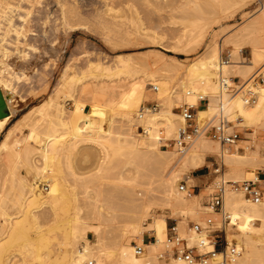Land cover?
Segmentation results:
<instances>
[{"label":"bare ground","instance_id":"1","mask_svg":"<svg viewBox=\"0 0 264 264\" xmlns=\"http://www.w3.org/2000/svg\"><path fill=\"white\" fill-rule=\"evenodd\" d=\"M103 1L105 7L101 10L105 12L103 14L97 12L98 17L95 16L99 25L117 30L125 35L135 34L136 38L141 37L142 33L148 34L147 31L151 29V26L148 27L141 23L144 25H138L139 28L136 26L137 28H133L134 30L131 29L130 23L129 27L125 21L119 22L122 19H119L117 11L120 10L112 7L111 4L114 0ZM128 1L124 0L123 2L126 5ZM142 1L145 3V8L150 9L149 12H157L162 8L161 4L165 3L163 2L165 0ZM169 1L171 0H168L167 6L171 7ZM188 1H177L181 3L172 5L171 9L174 11L182 9ZM223 1L231 2L235 6L236 3H243L245 0ZM55 4H57V8L52 9ZM55 4L51 10L45 11L47 3L44 0H0V101L6 107V113L0 116V133L4 132L0 138V159L2 156H6L8 159L12 158L6 167L5 159H1L3 161H1L0 171H3V175L6 176L5 174L11 168L12 170L8 171V175L11 172V176L7 175L8 178H11H5V181L8 184L12 182L16 187L12 198V205L15 208L13 212H9L0 202V264H92L94 261L95 264H143L149 259L150 251L153 253L152 251L159 249L166 237L167 217L164 210L166 208L174 210L179 205L193 201L197 196L195 194L193 198L185 199L178 195L181 191L176 190L174 185L177 172H191L203 166L206 163L207 149L210 153L217 154V143L211 142L205 136L202 139L207 141V145L201 141L194 143L198 136L183 151H177L174 148L173 151H170L160 147L159 127L164 129L165 138H171L176 135L178 127L182 123L178 112L171 108L172 99L170 100L171 97L169 98L167 92L170 88L171 75L166 73V70H169L168 66L173 62L164 58L162 53H156L159 60L164 61L158 66V70L147 71L139 79L133 77L126 83L116 84L120 87L118 91L115 90V84H112L111 81L120 79L122 73L130 72L131 55L129 52L116 53L113 63L89 59L86 68L79 71H74L71 69V64L66 63L62 70V79L56 85L54 95H46L43 102L40 100L33 104L12 121L19 109L27 103L26 96L23 97L20 94L19 83L22 80H29L23 87H21L22 84L20 87L22 90L25 88L32 93V90H35V85L32 83L33 79L30 78L31 74L39 71L40 75L44 77L47 72L46 68L49 62L46 60L42 63L41 71L38 69V64H40L38 61H40L42 53L41 43L38 41H43V25L48 21L51 11L58 10L63 22L66 21L72 25L82 22L81 20L84 19V11L74 0H56ZM262 6L261 8H264ZM109 11L112 13L108 14ZM150 16L153 19V14ZM158 19L154 18L149 23L153 24L156 20L157 22L154 23L165 25V21L167 22V19L161 21ZM183 25L182 29L185 31H177L174 36L177 46L188 44L196 37H204L207 23L193 20L192 26L191 24L188 26L186 22ZM186 25L192 27L188 28V33L186 32L187 28L185 29ZM51 27L55 30L54 23L51 24ZM142 30L146 32H142ZM184 38H188V40L184 42ZM237 41L231 37L226 39L213 37L207 44L204 53L185 66L190 76L185 99L192 105H198L199 118L203 119L207 115L213 114L217 105H215L216 102L213 103L215 100L211 101V99H214L215 96L217 99V95L221 91L219 76L222 74L230 81L231 78L227 76L228 69L236 67L234 73L241 75L243 82L238 85V90L235 93L228 96L223 95L225 97L222 102H224L227 117L234 120L233 122H240L244 130L253 135L258 129H264V46L254 47L252 57L248 60L230 58L232 61L222 63L223 44L233 48ZM52 42L54 43V40ZM85 52L84 50L83 54ZM232 54L235 56L236 52L233 50ZM57 64L56 60H52L49 65L52 67L50 69L54 71ZM254 67L256 69L251 74ZM161 69L163 71H160ZM255 72L262 74L261 81L255 80ZM76 81L81 85V91L90 93L86 104H82L81 99L72 97ZM148 82L155 86V91H151L147 87ZM248 90L255 94L254 102H249L243 95ZM34 93L35 91L33 95ZM199 94L209 96L212 103L196 104L199 102ZM66 97H72L74 100L72 102L82 110L85 129L95 126L100 128L101 133L92 136L89 131L78 129L79 127L75 125L74 115L67 111L66 100L63 99ZM179 97L181 99V96ZM144 100H155L156 104L161 107L158 109V107L141 105ZM162 100L164 103H160ZM162 104H165L167 110H162L164 106ZM117 115L126 125L125 127L113 128ZM136 123L146 127V132L138 133L135 130ZM81 145L83 146L81 147ZM122 147L124 148L123 152L134 154L147 161V170L143 175L149 177L148 184L158 183L162 212L159 211L157 215L152 214V219L146 223L142 210L127 211L123 214L125 218L121 220L122 224L120 222L118 225L119 231L112 235L107 221L115 216V212L103 202L101 198L103 190L101 189V192L99 188V191L97 190L94 195L85 190V193L88 194L84 201L89 203L96 201L98 209L93 214L87 212V215H84V208L78 202V200L80 201V198L78 199L80 196L77 197L79 191L77 192L74 186L77 184L76 181L82 184L90 174L78 177L72 163L69 162L68 168L71 171L74 169L72 173L76 183L67 184L60 178L58 159L60 156L71 158V155L73 156L75 152L82 149H84L83 157L85 158L88 157V154L85 153L87 148L88 150L89 148L96 149L99 154L95 165L97 169L91 174L102 176L109 173L114 167L111 164L112 154L120 153ZM88 150L87 152L93 151ZM173 153L178 156L175 158ZM93 156L95 155L93 154ZM39 157L40 164H38ZM221 157L224 167L237 177H239V169L243 168L245 164L254 166V164L258 165V162H264L257 154L246 157L245 154L238 151H223ZM16 167L20 170L17 174H15ZM130 171L118 174L117 178L121 185H123L122 182L138 177L137 167L135 171ZM9 185L8 187L11 186ZM143 190L145 196L149 194L147 188L144 187ZM131 191L132 199L138 204L142 203L144 195L135 193V189ZM224 202L230 209L237 210L241 214L240 235L244 243L242 247V244H238L235 238L230 237L232 233L228 234V238L234 239L238 247H241L238 259L228 264L264 262V235H262L264 233V198L255 202L241 191L228 190ZM225 211L230 218L228 225L236 226V217L233 216L232 211L226 209ZM43 219L44 221L48 220L47 224H45L46 222L42 223ZM1 220L3 221L1 222ZM257 221L258 225L255 224ZM151 229L156 236L155 242L150 241L149 234H147V231ZM85 234L95 235V241L91 243L90 240L85 239L83 243L77 244L75 240L77 236ZM193 239L199 243H206L204 242L205 234H198ZM12 250L19 251L23 255L22 260L11 261V255L15 253Z\"/></svg>","mask_w":264,"mask_h":264},{"label":"rangeland","instance_id":"2","mask_svg":"<svg viewBox=\"0 0 264 264\" xmlns=\"http://www.w3.org/2000/svg\"><path fill=\"white\" fill-rule=\"evenodd\" d=\"M74 1L80 6L81 10L84 11L83 12L84 19L81 20L82 22L72 25L69 22L66 21L63 22L62 16L58 10L55 12L51 11L48 21L45 23V25H43V33H44L43 41L42 42L38 41V43H41V47H42L40 48L42 50V53H41L40 61H38L40 63L38 64L39 66L38 69L41 71V68L43 67L42 63L45 60L48 61L50 64L48 63V66L46 68L47 72L46 74H44V77L40 75L41 72L39 71L35 72V74L34 73L31 74L30 78L33 79L32 83L33 85H35L34 86L35 90H32V93L31 91L25 90V88H23V90L21 88L26 83V81L29 80H22L19 83L18 89L21 92L19 93L23 95V97L26 96L25 98L27 99V103H26L27 105L25 104L19 109L16 115L12 118V121L17 117H19V115L22 112L27 110L33 104L38 103L40 100L41 102H43L45 100L43 98L46 95L49 94L54 95L56 85L58 84L59 80L62 79L61 77L63 73L62 70L66 63H70L71 69H74V71H79L80 69L82 70L86 68V64L88 63L89 59L104 61V63H113L114 60L116 59V53L129 52L131 55V59L129 61L130 72L122 73L120 74V79L117 78L116 80L111 81L112 84H115L114 85L115 90L118 91L120 87L116 84L126 83L129 80H131L133 77L139 79L142 77L141 75L144 72L158 70L159 68L158 66L161 64V62L164 61L161 59L159 60V57L157 56L156 53H162L164 55V58H167L168 60L173 62V64L168 66L169 70H166V73H170L171 75V78L169 80L170 88L167 90V92L169 98L171 97L170 100L172 99L173 105L171 104V108L174 109V107L187 102L185 99V94L187 92L186 89L188 86L187 84L190 76L185 66L189 64V62L200 57L204 53L205 49L207 48V44L213 37H216L217 39H221V38L226 39L231 37L232 39L238 40L236 46L233 47L234 49L230 46H225L223 44L221 58H225V55L229 54V60L231 61L232 59L230 58H233V60H240L241 58L248 60L252 57V50L254 49V47L264 46V16H262V14H264V8H261V6L264 5V0H245L243 3H236L235 6L231 2L226 3L223 0H191V1L189 0L188 3L182 9L175 11L171 9V7L172 5L174 6L176 4L181 3V2L179 3L177 2L180 0L177 1L171 0L172 2L169 1L170 2L169 6L171 5V7L167 6L168 0H165L163 1L165 3L161 4L162 8L159 9L158 11L156 10L157 12H151V11L149 12L150 9L147 10L145 8L146 7L145 3H143L142 0H132V1L129 0L128 2H126V5L125 2H123L124 0H114L113 1L114 4L113 3L111 4L112 7L119 8L118 10H120L117 11V13L119 14L118 15L119 19H122L119 20V22L125 21L126 25L130 23V26H132L131 29L137 27L139 28V26H143L144 24L145 26L147 25L148 27L151 26L150 27L151 29L148 28L149 29L147 31L148 34L142 33L141 37L139 38H136L135 34L125 35L117 30L107 29L97 23V19L95 17V16L98 17L97 12H100L102 14L105 12L104 10H101L105 7L103 0H74ZM44 2L47 3V8H45V11H49L51 10V7L55 4L56 0H44ZM126 7L129 8L127 9ZM56 8H57V4H55L52 9H56ZM112 12L109 11L108 14ZM120 14H121V18H120ZM149 14L150 15L153 14V19L152 16H150ZM171 17L174 19H172ZM154 18L155 19L159 18L160 20L158 19V21L167 19V22L165 21V25L167 23L166 26L169 28H167L164 24L159 25L157 23H154L157 22L156 20L153 22V24L151 23L152 24L151 25L149 22L151 19H152L151 21H153ZM193 20H200L201 22L207 23V28L205 29L204 37L203 38L196 37L195 39H192L188 44L182 43L183 44L182 46H177L176 45L177 43L174 38L175 34L177 33V31L184 30L182 29L184 28L182 27V25L183 24L185 25V22L188 24V26L189 24H191L192 26ZM53 23L55 24V30H53L51 27V24ZM125 23L123 24L125 25ZM171 23L173 24L171 25ZM188 26L186 25L185 27V29L187 28L186 30L187 33L188 30L192 28L191 26L190 27ZM142 32H146V31L142 30ZM188 38H184V42L188 40ZM52 40H54V43L52 42ZM84 50L86 51L85 54H83ZM233 50L236 52L235 56L234 54H232ZM50 58L52 60H56L58 63L54 68L55 70L53 69L54 71H52V69H50L52 67L49 66L51 65V61H52ZM235 68L233 66V68L228 69L229 75L226 73L227 76L231 78L230 84L232 86V89H237V87H239L238 85H241L243 82V77L241 75H235L234 73L236 71ZM255 69L256 67H254L250 73L252 74ZM160 71L163 70L161 69ZM255 80L261 81L262 74L261 75L259 73L255 74ZM149 82L147 87L150 88L151 91H155V86ZM74 85H75L73 91L74 96L72 97H77L78 99H81L82 104H86L88 102L90 93H85L84 91H81V85H79V82L77 81L74 82ZM34 91L35 93L33 95ZM231 93L232 91L225 93L223 95L228 96ZM251 94L255 96L254 93L251 92ZM179 96H181V99ZM225 96H223V98ZM72 97H66L63 99L66 100V107L68 113L74 115V118L76 119L75 125L79 127L78 129H80L81 131L82 130L87 132L89 131L90 135L92 136H94V134L101 133L99 127L93 126V128L85 129L86 127L84 122V116L82 115L83 114L82 110L80 109V107H76V105L73 103L74 100L72 99ZM219 100H220L219 95H217V99L216 96L214 99H211L213 103L214 102L217 103V104L215 103L217 107ZM147 101L155 102V100H144L141 102V105L151 106ZM19 102L17 103V105L19 104ZM160 103H164V100H162ZM196 104H200V103L198 102ZM162 106L165 108V104H162ZM160 107L161 105L158 106V109ZM163 107L162 110H167V108L164 109ZM196 107H198V105ZM227 118H229L228 120L230 121L231 128L239 132L238 139L232 145L222 147L218 142L208 138L211 142L214 141L215 143H217L218 151L217 154H212L209 152V149H207L208 154L206 155V163L203 166H209L210 172L207 176H204L200 182L192 177L191 173L194 170H192L191 172L189 171L177 172V177L174 184L176 190H178L177 186L180 183V181L183 179L186 180L188 186L200 185L201 190L199 191V194L194 198L193 201L179 205L174 210L170 208H166L164 210V213L167 218L181 217L184 222H181L180 224H185V226H186L185 217L192 220H201L206 214V211L204 210L205 208L203 207L205 196L207 195V192L211 190L214 184L219 180H224V181L238 180L239 182H242L244 180L255 179L257 180V184L262 189V192H264V162L261 163L258 162L259 164L258 163H257L258 165L254 164V166H250V164H245L243 168L239 169V174H238L239 177H237V175L235 176V174H231L228 171V169L224 167L223 159L221 157V153L223 151L224 152L238 151L239 153L245 154L246 157H252L257 154L259 155V158H262L261 160H264V129H258L252 135L249 134L248 131L244 130L243 125L240 124V122L237 121L233 122L234 120H232L229 116ZM139 125L141 124L136 123L135 130L138 133H143L137 129ZM125 126L126 125L119 118V115H117V117L115 118L113 128L120 129L121 127H125ZM3 133L4 132L0 133V138L3 136ZM203 137L204 136H199L198 138H196V140H194V143L196 141L198 142L201 141L202 143H205L207 145V141L202 139ZM82 146L83 145H81V147ZM121 149L122 151L120 153L112 154L111 164H113L114 167L110 170L109 173H106L107 175L103 174L102 176L101 175L93 176L91 174L97 169L95 168L96 167L95 165L97 163L99 154L96 149L94 150L93 148L92 149L89 148V150H93L92 153L87 148L85 153L88 154V157L85 158L83 157L84 149H82L79 150V152L77 151V153L75 152L73 156L71 155V158L68 156H60V158L58 159V165H59L58 169H59L60 178L63 179L64 182L66 181L67 184H73L75 182L73 177L74 174L72 173L74 169L78 177L80 176L83 177L90 174V176L86 178L84 182H82V184L85 186H83L79 181H76L77 184L76 186H74L75 189H77L76 191L77 192L79 191L77 197L80 196L78 197V199L80 198V201L78 200V202L84 208V215H87V212L93 214L98 209V204L96 203V201H91L90 203L88 201H84V199L86 198L85 197L86 194H88L87 192L85 193V190H88L89 193L93 195L97 193V190L99 191V188L100 191L101 189L103 190V192L101 191L103 193L101 196L103 202L107 207L111 208L115 212V216L107 221L108 228L111 229L112 235H115L119 231L118 225L121 222V220L125 218L123 214L127 211L142 210L143 214L145 215L144 220L146 221V223L152 219L151 217L152 214L157 215L159 214V211L162 212L161 201L159 200L160 191H159L158 183L152 182L148 184L149 177L143 175L144 173H146L147 170L146 169L147 161L143 160L138 156H135L134 154H128L123 152L124 150L123 147ZM166 149L170 151L172 150L170 148H166ZM87 150L89 152H87ZM93 154L95 156H93ZM173 155L175 156V158L178 156V154L176 153L175 154L173 153ZM208 155L209 156L212 155L213 157H207ZM1 159L6 160V161L4 160V163L5 162L7 163V164L5 163V167H6V165L7 166L9 165L8 162L12 158L8 159L6 156H2ZM1 159H0V166L2 165L1 161H3ZM212 161H216L218 163V166L220 167L219 172L213 173ZM69 162H71L73 165L74 169H72V171L70 168H68ZM40 163L41 161L39 157L38 164ZM11 165H13L12 162ZM136 167L138 168V172H137L138 177L136 179L129 180L127 182L126 181L122 182L123 185H121L119 179L117 178L118 174L123 171L125 173L127 170H131L130 172H133L136 170ZM7 168L9 169V167ZM15 169L17 170L15 174L19 173L20 170L17 167ZM9 170L12 169L10 168ZM8 171L7 174H5L6 176L9 174ZM3 174H4L3 171H0V202L2 203L3 206L7 208L9 212H13L15 208L14 205H12V198L16 191L15 190L16 187H14V184L12 182H11L12 184L9 182V184L11 185L10 186L8 183H6L7 181H5V178L7 179L8 176H11V172L10 175H8L7 177L4 176ZM10 178L11 177H9L8 179ZM2 184H4L5 186H3ZM6 184H8L11 188L8 187V185ZM45 187L47 188V185ZM144 187L147 188L149 191L148 192L149 194L146 196L144 195L145 193V191L143 190ZM132 189H135V193L138 192L139 195H144L143 202L139 203L141 206L132 199V191H131ZM228 190H232L236 192V190L230 188V182H226L225 200L227 198ZM178 195L185 199H191L194 196L193 195L191 197H185L182 192H179ZM262 198H264V196H262ZM224 207L226 210L230 212L232 211L231 213L233 214V216L236 217V224H237L236 226L227 225L226 228L227 234L232 233L230 237L235 238L238 244H242L243 247L244 245L243 238L240 235L241 214L237 210L234 211L230 209L227 203L225 202H224ZM219 214L220 213H211V216L213 217L214 220L219 221L221 219V214L220 215ZM46 218L48 219V217ZM2 221L3 220H1V222ZM47 222L48 220L44 221V219L42 221V223L45 224H47ZM120 224H122V222ZM255 224L258 225L259 224L258 221ZM147 234H149L148 231ZM262 235H264V233H262ZM205 237L207 240L208 236L205 235ZM85 239H88L90 240L91 243H93V241H95V235L85 234V235L77 236L75 240L77 241V244H81L85 241ZM59 240L61 241V237L59 238ZM206 240L204 242H206ZM160 248L155 251H152L153 253H151L150 251L151 255H148L149 259L143 264H147V262H149L148 264H155L156 260L154 254L158 252ZM12 252L15 251L12 250ZM12 254L14 255H11L12 257L11 261L19 262L20 260H22L23 255H21L19 251L18 252L16 251L15 253ZM94 262L92 264H95ZM261 263L264 264V262H260V263L258 262V264Z\"/></svg>","mask_w":264,"mask_h":264},{"label":"built area","instance_id":"3","mask_svg":"<svg viewBox=\"0 0 264 264\" xmlns=\"http://www.w3.org/2000/svg\"><path fill=\"white\" fill-rule=\"evenodd\" d=\"M221 59L222 63L229 62V54H226L225 58ZM227 79L220 74V100L213 114L201 119L198 116L196 105L187 102L174 107V110L178 112L182 119V123L178 127L176 135L172 138H165L163 129L159 127L160 147L183 151L198 136H206L218 142L222 147L230 146L238 139L239 132L231 128L230 121L224 110V102H222L224 93L232 91L233 94L238 88L232 89L230 81ZM251 92L248 90L243 95L247 97L249 102H254L255 96ZM198 100L200 104H207L209 97L199 94ZM147 102L154 108L158 107L154 101ZM137 129L141 132H146V127L142 125H139ZM207 157L213 156L208 155ZM212 167L213 173L220 171L216 161H212ZM226 182H230L231 189L243 191L245 195L255 202L264 196L262 194L264 192H262L256 180H244L242 182L238 180L217 181L205 196L203 207L206 214L201 220H192L185 217V226V224H180L184 222L181 217L167 218L166 237L161 249L154 254L155 264H228L238 259L241 254V247H238L234 239L228 238L226 229L230 221L229 215L224 208ZM177 187L185 197L198 195L201 190V186H188L185 179L181 180ZM211 213H220L221 219L219 221L214 220ZM148 233L149 240L155 242L156 236L153 230H148ZM198 234L208 236L206 243H199L193 239Z\"/></svg>","mask_w":264,"mask_h":264},{"label":"crops","instance_id":"4","mask_svg":"<svg viewBox=\"0 0 264 264\" xmlns=\"http://www.w3.org/2000/svg\"><path fill=\"white\" fill-rule=\"evenodd\" d=\"M209 172H210L209 167L207 168V166H204V167L198 168L195 171H193L191 175L195 179H197V181L200 182L204 176H207L209 174ZM197 186H200V185H197Z\"/></svg>","mask_w":264,"mask_h":264},{"label":"water","instance_id":"5","mask_svg":"<svg viewBox=\"0 0 264 264\" xmlns=\"http://www.w3.org/2000/svg\"><path fill=\"white\" fill-rule=\"evenodd\" d=\"M6 113V107L3 102L0 101V116Z\"/></svg>","mask_w":264,"mask_h":264}]
</instances>
